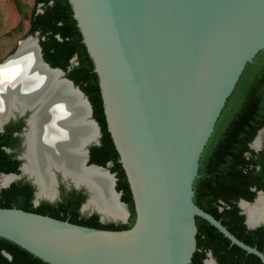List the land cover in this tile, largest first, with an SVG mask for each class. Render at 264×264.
<instances>
[{
    "label": "water",
    "instance_id": "water-1",
    "mask_svg": "<svg viewBox=\"0 0 264 264\" xmlns=\"http://www.w3.org/2000/svg\"><path fill=\"white\" fill-rule=\"evenodd\" d=\"M68 1L99 78L108 131L130 185L136 221L130 229L105 230L0 208V238L49 264H190L197 251L199 217L264 264L263 252L194 201L200 160L216 124L248 65L264 52V0ZM30 38L38 43L41 65L60 73L57 78L76 91L86 106L84 120L96 129V137L83 145L82 168L110 179L111 193L129 217L109 165L89 163V148L100 145L102 137L89 98L63 69L45 61L39 33L25 40ZM21 54L20 42L0 67ZM34 109L2 119L0 133L12 118L29 115V127ZM263 137L264 127L253 143L256 151ZM50 173L54 185L60 174L69 187L87 196L85 211L92 183L76 185L56 167ZM259 200L264 203V191L253 202H238L249 230L264 227V221L250 224L243 205ZM93 214L106 220L97 210ZM208 262L218 264L212 252L204 264Z\"/></svg>",
    "mask_w": 264,
    "mask_h": 264
},
{
    "label": "trees",
    "instance_id": "trees-1",
    "mask_svg": "<svg viewBox=\"0 0 264 264\" xmlns=\"http://www.w3.org/2000/svg\"><path fill=\"white\" fill-rule=\"evenodd\" d=\"M22 13V0H12ZM29 36L39 33L43 56L54 68H61L67 77L88 96L94 118L102 131V145L93 148L102 157L99 165L112 162L110 169L117 176V190L128 205L130 224L102 223L97 214L83 216L80 209L86 195L77 192L63 196L58 204L41 203L34 206V189L30 185L14 184L0 190V208H16L63 221L105 230H125L136 221L134 200L120 156L108 131L99 78L84 45L81 31L74 19L68 0H34ZM39 9H42L39 12ZM76 58V64L71 61ZM264 126V52L248 65L234 93L229 98L215 130L200 160L199 176L195 181L194 201L198 207L213 215L237 238L264 253V227L249 230L245 216L238 206L241 199L253 202L264 191V149L256 153L249 148L258 131ZM6 129L0 134V173L16 172L19 162L4 146L13 143ZM198 226L197 251L190 264H204L212 252L218 264H263L252 254L233 245L218 229L202 218ZM7 253L10 259L3 255ZM0 264H49L19 245L0 238Z\"/></svg>",
    "mask_w": 264,
    "mask_h": 264
},
{
    "label": "bare ground",
    "instance_id": "bare-ground-1",
    "mask_svg": "<svg viewBox=\"0 0 264 264\" xmlns=\"http://www.w3.org/2000/svg\"><path fill=\"white\" fill-rule=\"evenodd\" d=\"M21 50L20 57L0 67V123L16 111L35 108L27 133V163L23 172L39 184L38 197L54 199L55 185L50 168L56 167L65 175L70 174L76 185L92 183L93 193L85 211L97 210L106 220L126 219L127 211L111 193L110 179L82 168L83 145L96 137L94 126L84 120L85 103L76 91L57 78L60 73L48 71L41 65L35 38L22 40ZM14 178L9 176L3 183ZM243 207L248 212L250 224L264 221L262 200Z\"/></svg>",
    "mask_w": 264,
    "mask_h": 264
},
{
    "label": "flooded vegetation",
    "instance_id": "flooded-vegetation-1",
    "mask_svg": "<svg viewBox=\"0 0 264 264\" xmlns=\"http://www.w3.org/2000/svg\"><path fill=\"white\" fill-rule=\"evenodd\" d=\"M72 65H75L74 63L71 62ZM81 89V88H80ZM82 90V89H81ZM83 91V90H82ZM84 92V91H83ZM85 93V92H84ZM86 94V93H85ZM87 96V95H86ZM88 97V96H87ZM29 115L28 116H25V117H17L16 119L15 118H12L9 122V124L5 127L4 129V132L0 133V134H4L6 132V129H8V131L11 133V137L13 138V143H11L10 146H4V150L12 155V160L13 161H18L20 164H19V167L17 169L16 172H11V173H0V190H5V189H9L11 188L14 184H17V185H30L33 187L34 189V200H33V204L34 206H39L41 203L43 202H47V203H50V204H58L60 203L62 200H63V196H66L68 194H70L71 192H77V193H82L84 194L83 192H80V191H77L74 187H69L67 185V183H65L63 180H62V176L59 174L58 175V181H57V184L55 185V188H56V193L55 194V197H54V201L51 202L49 199L47 198H41L38 202V199H37V192H39L38 188L33 184V178L31 179L32 176H30L29 174H24L23 172V168H24V165L26 164V160L24 159V156L27 152V133L29 131V127H28V124H27V119H28ZM264 127V126H263ZM261 130V129H260ZM259 130V131H260ZM258 131V133H259ZM102 132V131H101ZM258 135V134H257ZM256 135V137H257ZM103 137V135H102ZM102 137L100 139V145H102ZM256 137L254 138V140L249 144V148L253 151H255L256 153H259L261 152L263 149H264V137H263V141H262V147L259 151H256L254 148H253V143L256 139ZM100 145H95V146H92L89 148V157H90V161L89 163L90 164H96V165H99L100 162L103 160L102 157L98 156L95 152H93V148L94 147H98ZM109 165V168L111 169L112 166H113V163L112 162H108L106 164V166ZM101 166V165H99ZM105 166V167H106ZM115 174V173H114ZM9 176H13L15 177L13 180H11L9 183H6L4 184L3 183V179L4 178H7ZM21 176V178H20ZM116 176V174H115ZM17 177V178H16ZM117 178V176H116ZM85 195V194H84ZM87 197V196H86ZM87 199V198H86ZM37 202V204H36ZM86 202V201H85ZM84 202V203H85ZM127 205V204H126ZM83 206V205H82ZM82 208V207H81ZM127 208L130 212V209L127 205ZM82 210L80 209V213L82 214ZM91 216V215H89ZM101 221V219H100ZM132 221V215H131V212H130V217L127 221V223H119V224H130ZM102 223H104L103 221H101ZM115 224H118V223H115ZM4 256H6L7 258L10 259V256L5 252L3 253Z\"/></svg>",
    "mask_w": 264,
    "mask_h": 264
},
{
    "label": "rangeland",
    "instance_id": "rangeland-1",
    "mask_svg": "<svg viewBox=\"0 0 264 264\" xmlns=\"http://www.w3.org/2000/svg\"><path fill=\"white\" fill-rule=\"evenodd\" d=\"M22 3L21 13L12 0H0V64L16 51L22 40L29 37L30 19L35 1L22 0ZM41 11L42 9H39V12ZM82 215L89 216L90 210L83 211ZM129 217L127 215L124 220H104L103 222L127 223Z\"/></svg>",
    "mask_w": 264,
    "mask_h": 264
}]
</instances>
